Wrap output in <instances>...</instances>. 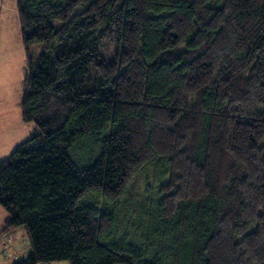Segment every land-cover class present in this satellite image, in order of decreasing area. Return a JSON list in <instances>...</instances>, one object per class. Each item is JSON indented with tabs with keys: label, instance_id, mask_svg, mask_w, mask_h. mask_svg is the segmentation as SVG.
I'll return each mask as SVG.
<instances>
[{
	"label": "trees",
	"instance_id": "trees-1",
	"mask_svg": "<svg viewBox=\"0 0 264 264\" xmlns=\"http://www.w3.org/2000/svg\"><path fill=\"white\" fill-rule=\"evenodd\" d=\"M15 5L41 50L36 132L0 161L2 233L30 246L11 264H264V0ZM125 201L139 231L109 212Z\"/></svg>",
	"mask_w": 264,
	"mask_h": 264
},
{
	"label": "rangeland",
	"instance_id": "rangeland-1",
	"mask_svg": "<svg viewBox=\"0 0 264 264\" xmlns=\"http://www.w3.org/2000/svg\"><path fill=\"white\" fill-rule=\"evenodd\" d=\"M15 3L16 0H0V161L36 132L32 122L21 120L20 101L24 86L25 56H36L41 50V44L30 43L26 47L27 52L25 51ZM145 175L144 172L135 175L136 180L127 189L128 200L129 197L133 200V197L143 194L145 181L150 183ZM133 205L135 206L134 202L125 201L116 206L118 209L110 208L112 210L109 212L116 218V226L122 230H131L132 225L135 227L140 221L141 216L135 212ZM120 208L125 212L122 213ZM6 216L5 210L0 206V264H11L24 259L30 252L29 238L24 227L2 233ZM138 225L137 231L143 227L139 223ZM59 263L69 264L67 261Z\"/></svg>",
	"mask_w": 264,
	"mask_h": 264
},
{
	"label": "crops",
	"instance_id": "crops-1",
	"mask_svg": "<svg viewBox=\"0 0 264 264\" xmlns=\"http://www.w3.org/2000/svg\"><path fill=\"white\" fill-rule=\"evenodd\" d=\"M63 262V261H62ZM50 264H60L59 262H52V263H50Z\"/></svg>",
	"mask_w": 264,
	"mask_h": 264
}]
</instances>
